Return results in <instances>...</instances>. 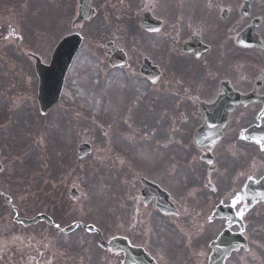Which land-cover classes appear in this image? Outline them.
<instances>
[{
  "label": "rangeland",
  "instance_id": "rangeland-1",
  "mask_svg": "<svg viewBox=\"0 0 264 264\" xmlns=\"http://www.w3.org/2000/svg\"><path fill=\"white\" fill-rule=\"evenodd\" d=\"M198 1L94 0L96 18L75 30L71 25L77 15L76 0H25L20 24L16 16L21 14V7L19 14L9 11L7 21L13 37L5 40L0 50V122L6 123L4 129L0 126L5 169L0 175V191L11 197L22 218L33 219L43 213L52 216L49 211L53 203H66L63 207L66 213L68 207L69 216L63 222L56 221L61 223L60 227L75 222L92 225L101 231L107 242L134 232L143 236L149 233L154 241L161 233L160 220L151 217L143 227L137 224L136 231L130 230L129 212L143 210L132 199L143 175H134L144 173L156 182L177 184L178 173L190 191H202V196L206 197L203 181L207 169L200 163L191 143L199 123L188 97L195 92L202 94L199 86L203 90H215L221 79L231 78V75H214L213 70H207L208 65L205 72H199L192 65L194 59L182 52V44L192 35H199L197 28L208 18L209 7L205 3L199 14L203 19L197 17L194 3ZM211 3L210 19L219 28L228 26L229 23L220 21L218 11L220 6L226 8L227 2L211 0ZM150 6L154 7L153 15L164 22V30L155 35L141 28L142 15ZM256 6L255 15L264 14V0H256ZM28 16L33 18L34 29H25V24L30 25ZM18 29H23L18 37L20 43L16 39ZM41 29L52 36L44 35ZM69 30L83 35L84 43L67 75L59 106L44 117L37 104L39 81L35 64L28 54L38 55L49 64L56 41ZM204 32L209 40L218 43L221 59L229 49L225 46V32L221 29H204ZM35 40L37 45L32 48ZM108 43L114 44V50L127 54L128 70L115 71L109 67ZM147 56L164 74L159 85L153 86L140 76V67ZM239 61H244L246 89L260 76L264 60L256 53H244V60L231 58L233 70ZM202 63L209 60L205 58ZM197 68L201 69V65ZM241 68L238 66L236 70L241 72ZM208 75L210 79L205 84ZM117 98L119 100L115 101ZM49 117L52 119L48 120ZM177 125H182L183 130H176ZM102 129L108 135L105 137L108 143ZM51 143L62 147L48 156L47 153L55 151ZM83 143L90 144L93 152L79 161L77 149ZM249 153L247 155L254 156L252 147ZM257 156L263 167L258 175L262 176L264 156L260 153ZM236 163L231 159L230 170L225 172L227 189L236 186ZM248 166L251 168L252 163ZM52 173L58 174L55 179ZM98 173H101L104 189ZM117 176L122 177L119 186ZM72 188H77L81 194L76 202L69 198ZM118 188L125 190L117 194ZM104 190L108 197H104ZM115 196L120 198L118 208L115 199L110 203ZM104 199L108 203L103 204ZM119 210L121 216L117 214ZM14 217L0 199V264H122L102 246L99 236L86 230L62 237L44 223L31 229L20 227L14 223ZM244 221L245 236L249 240L244 264H264V202L251 210ZM230 264H243L241 253L233 257Z\"/></svg>",
  "mask_w": 264,
  "mask_h": 264
},
{
  "label": "flooded vegetation",
  "instance_id": "flooded-vegetation-1",
  "mask_svg": "<svg viewBox=\"0 0 264 264\" xmlns=\"http://www.w3.org/2000/svg\"><path fill=\"white\" fill-rule=\"evenodd\" d=\"M240 7L241 0H228L226 10L224 7H218V11L222 15L224 12H227L223 23H229V25L223 28L217 26L215 29H221L225 32V37L231 48L232 57L244 60V49L237 48L236 39L240 34L244 33L245 29L252 25L254 19L252 17L245 19ZM3 12L4 4L0 1V14ZM244 23L246 24L244 25ZM3 34L4 29H0V39H2ZM200 37H202L201 34ZM227 73L231 75V78L225 81L230 83V86L235 92L242 95L254 92L256 81L252 84L251 89H244V63L242 64L240 75L236 76L232 69H229ZM209 79L210 75L206 77L205 84ZM220 83L219 85L217 84L215 90H203L202 86H199L202 94L195 92L188 97V101H190L192 107L198 114L196 120L201 124L199 127L203 123L199 113L198 103H214L221 94ZM263 91L261 89L257 92L256 96L258 100H256V104L245 109H238L231 115L230 122L224 130L223 150L218 151L219 147L213 150V153L216 152L214 157L217 162L218 160L231 156H234V158L240 157L236 163V167L238 166L241 171V179L236 183V186L233 188L229 187L228 189L224 187L227 178L225 172L222 171L224 167H220L211 175L207 171V174L204 176L203 186L205 193H207L205 201H199L193 199L192 196L186 195L183 188L177 184L176 187L174 185L170 186L169 184L163 187L159 185L162 190L169 194L170 201L168 205L173 207H171L169 214L165 215L157 209L156 200L151 201L145 206V211L137 215L133 225H136L139 221L144 225L152 217L153 219L161 221L158 223V225H161L159 228L161 233L155 236L154 241L151 240L152 237L149 233L144 236L139 233H134L128 239L132 246L144 249L158 264H209L212 250L209 246L210 244L208 245L207 236L202 241L198 239V226L209 227V235L211 236L215 235L218 223L226 226L228 224L226 221L217 220L213 216L216 207L222 204L225 206L234 205L237 215L244 224V189L248 182V177L244 173V164L248 162L246 155L248 143L245 141V131L253 125H258L259 119H264ZM252 145H255L253 146V152L255 153L253 159H255L257 157L256 148L258 145ZM208 152L206 150L202 154L205 155ZM233 191H236L234 199L230 196ZM194 197L199 198L200 195L196 194ZM136 199V202L140 205L144 204L140 194L136 196ZM234 229H237V227ZM120 257L124 259L123 255Z\"/></svg>",
  "mask_w": 264,
  "mask_h": 264
},
{
  "label": "water",
  "instance_id": "water-1",
  "mask_svg": "<svg viewBox=\"0 0 264 264\" xmlns=\"http://www.w3.org/2000/svg\"><path fill=\"white\" fill-rule=\"evenodd\" d=\"M80 1V18L78 22H82L84 20H88L93 16V12L91 11V0H79ZM254 2V0H244V5L246 8H249V6ZM143 26L146 30L148 31H155L159 29L160 24L154 22L151 18L150 15H147L145 17V20L143 22ZM81 39L79 37H71L69 39H66L65 42L60 46V48L57 50L55 56H54V61L53 65L51 68L45 67L42 65L41 61L39 59H36V71L37 74L40 78V97H39V103L41 107V111L43 114H46L47 111L59 100V96L64 84V78L65 75L67 74V71L69 70V67L74 59V56L76 52L78 51L80 44H81ZM191 50H194L192 48ZM126 64L125 60L122 59V61L118 58H115L113 61H111V65L114 67H119V66H124ZM142 74L150 77H154L157 75L156 70H154L151 65L148 62L144 63L143 69H142ZM247 104L248 101H240V103ZM222 107L224 111L227 113L223 114V124H226V120L229 117L228 114L231 110V108L227 107L228 105L221 104V102L218 104V107ZM202 113H203V118L206 121V127L204 130L198 133L196 137V144L200 146V139L203 137L208 136V132L212 130L213 128V123L215 122L216 118L218 115L215 110L209 109L208 107H202ZM224 126V125H223ZM90 152V148L87 146H82L80 148V157L86 156ZM2 171V168L0 167V172ZM260 187H262L259 191L261 193H264V185L260 184ZM258 186V187H259ZM254 187H249V194L253 200V203H250L249 206H252L255 202L260 199L259 196L254 195ZM71 197L73 199L77 198V194L73 192L71 194ZM9 201V200H8ZM40 220H45L47 223L56 231V232H62L59 229H57L52 222L46 218V217H41L38 218L35 221L32 222H27V221H19L22 222L24 225L30 226L35 223H37ZM74 228H69L64 231V233H69L73 230ZM237 239V238H236ZM234 238L231 236H222L220 239V242L223 243H233ZM240 241V240H236ZM234 241L231 246H225L221 247V250L224 249L225 252H223L225 255L224 256H218L215 257L217 261H220V264H222V259L226 258L231 251L236 250V246H240L241 244ZM108 247L112 250L114 253H125L127 256V263L126 264H154V262L141 250H135L132 249L128 243L124 240H114L112 243L108 245ZM219 252V251H218ZM217 252V253H218ZM222 257V258H221Z\"/></svg>",
  "mask_w": 264,
  "mask_h": 264
},
{
  "label": "bare ground",
  "instance_id": "bare-ground-1",
  "mask_svg": "<svg viewBox=\"0 0 264 264\" xmlns=\"http://www.w3.org/2000/svg\"><path fill=\"white\" fill-rule=\"evenodd\" d=\"M160 136H161V134H159ZM160 136H159V138H160ZM162 137V136H161Z\"/></svg>",
  "mask_w": 264,
  "mask_h": 264
},
{
  "label": "snow or ice",
  "instance_id": "snow-or-ice-1",
  "mask_svg": "<svg viewBox=\"0 0 264 264\" xmlns=\"http://www.w3.org/2000/svg\"><path fill=\"white\" fill-rule=\"evenodd\" d=\"M57 227H59V225H57Z\"/></svg>",
  "mask_w": 264,
  "mask_h": 264
}]
</instances>
